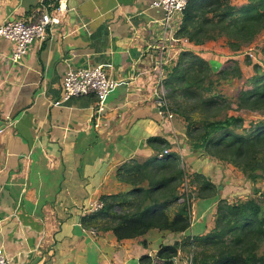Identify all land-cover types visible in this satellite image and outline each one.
Returning a JSON list of instances; mask_svg holds the SVG:
<instances>
[{
  "label": "crops",
  "instance_id": "1",
  "mask_svg": "<svg viewBox=\"0 0 264 264\" xmlns=\"http://www.w3.org/2000/svg\"><path fill=\"white\" fill-rule=\"evenodd\" d=\"M247 2L231 0L236 6ZM60 6L62 23L33 43L19 64L11 62L13 44L0 40V249L10 264H141L154 257L166 262L159 257L162 247L187 239L194 244L210 234L218 201H245L252 196L247 184H253L233 166L193 150L182 117L159 116L161 80L184 51L205 59L215 72L234 60L249 79V49L233 52L224 37L202 45L185 42L178 37L184 14L166 24L152 0H0V25ZM69 66H99L118 82L102 115L95 113L93 95L63 99ZM155 138L164 143L151 144ZM159 147L179 155L190 178L201 174L218 188L217 197L194 200L189 229L119 240L112 231L83 226L92 203L131 190L117 178L119 167L151 159ZM179 251L182 262L189 254Z\"/></svg>",
  "mask_w": 264,
  "mask_h": 264
},
{
  "label": "trees",
  "instance_id": "2",
  "mask_svg": "<svg viewBox=\"0 0 264 264\" xmlns=\"http://www.w3.org/2000/svg\"><path fill=\"white\" fill-rule=\"evenodd\" d=\"M264 33V0H248L241 6L231 0H191L184 12L178 37L202 45L222 37L233 52L250 48ZM264 56V47L259 51ZM245 79L239 64L227 61L215 72L191 51L180 54L164 82L172 110L187 126V141L196 152L229 164L255 184L264 177V118L245 128L242 114L264 117V70ZM244 80V81H243ZM238 83L228 97L220 87ZM238 113V115L231 114ZM162 139H151L150 143ZM166 148V147H165ZM158 155L164 151L158 148ZM158 155L143 162L132 159L119 167L117 178L131 190L102 198L104 207L82 218V225L112 231L119 240L142 237L151 230L185 233L190 227L187 203H180L186 170L177 154ZM191 179L195 199L217 197L218 188L205 176ZM264 201L251 197L230 203L220 199L215 228L194 244L164 246L159 257L172 264L179 250L193 255V264H264Z\"/></svg>",
  "mask_w": 264,
  "mask_h": 264
},
{
  "label": "built area",
  "instance_id": "3",
  "mask_svg": "<svg viewBox=\"0 0 264 264\" xmlns=\"http://www.w3.org/2000/svg\"><path fill=\"white\" fill-rule=\"evenodd\" d=\"M191 0H152L154 8L162 9L165 13L164 22L169 24L177 15H183L188 8ZM64 9L60 6L54 9L45 7L39 11L29 21L24 20H9L0 25V40H6L13 44L11 62L19 64L26 56L28 50L35 42H43L47 37L48 30L54 25L62 23ZM185 42H188L185 40ZM248 56L258 64H261V55L259 51L250 48ZM256 62V61H255ZM164 65V60L160 61V70ZM161 80V91L157 98L159 106V116L167 121H172L176 114L172 110L171 103L167 97V91L164 87V81ZM118 87V82L108 76L107 72L99 66L74 69L69 66L63 80V99L70 100L72 98H83L95 96L97 99L95 105V113L103 114L106 111V100L111 92ZM168 155L165 150L159 154L158 158H163ZM195 188L191 185L189 176L185 177L181 187L180 203H187L190 214L192 213ZM104 207L102 201H96L89 207V213H97ZM1 222V221H0ZM95 233L94 230H92ZM182 257V253L178 251L176 257L173 258L172 264H179L178 258ZM0 264H10L4 250L0 249ZM141 264H166L158 257H154L149 263ZM182 264H193V255H187Z\"/></svg>",
  "mask_w": 264,
  "mask_h": 264
},
{
  "label": "rangeland",
  "instance_id": "4",
  "mask_svg": "<svg viewBox=\"0 0 264 264\" xmlns=\"http://www.w3.org/2000/svg\"><path fill=\"white\" fill-rule=\"evenodd\" d=\"M263 47H264V34L262 36H260L257 39V41L250 48L251 49L254 48V49L260 51ZM250 48H248V49L250 50ZM248 51H247L246 55L244 56V60L247 63V66H248L247 71L250 72V73H251V71L254 72V65H259L264 70V56H261V64H258L257 60H255L256 61L255 62V61H253L250 58V56H248ZM254 74H255V72H254ZM238 83H244V82L223 83V85L220 87V90L224 94H226L228 97H232L235 94V89H236ZM250 115L251 114H246V115L243 114V117H244L245 121L247 120V122H245V128H249L250 127V121L256 122V121H258V120H260L262 118L261 116L258 119L255 118L254 116H253L254 118H252V116L250 117ZM186 175L188 176V172H186ZM236 180L240 181V179H236ZM247 186L249 188L247 193L250 192L249 195L252 194L251 197H254V198L258 199L259 201H264V177L261 180H259L258 182H256L255 184H253V186H252L253 191H252V188L248 184H247ZM251 191H252V193H251ZM236 200H231V201L237 202ZM263 207H264V204H263ZM213 212H215V210ZM261 254H264V245H263ZM179 264H182V262L180 261Z\"/></svg>",
  "mask_w": 264,
  "mask_h": 264
}]
</instances>
